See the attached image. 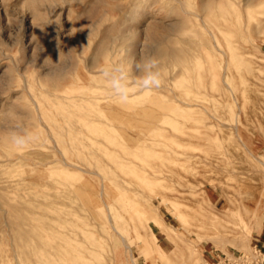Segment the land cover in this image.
<instances>
[{
  "label": "rangeland",
  "instance_id": "obj_1",
  "mask_svg": "<svg viewBox=\"0 0 264 264\" xmlns=\"http://www.w3.org/2000/svg\"><path fill=\"white\" fill-rule=\"evenodd\" d=\"M181 49L188 67L161 53ZM145 59L161 85L139 92ZM117 64L123 80L104 75ZM112 80L133 88L130 103ZM241 141L264 161V0H0V264L45 256L38 235L83 264L262 247L264 164L255 188ZM244 227L248 250L234 246Z\"/></svg>",
  "mask_w": 264,
  "mask_h": 264
},
{
  "label": "bare ground",
  "instance_id": "obj_2",
  "mask_svg": "<svg viewBox=\"0 0 264 264\" xmlns=\"http://www.w3.org/2000/svg\"><path fill=\"white\" fill-rule=\"evenodd\" d=\"M212 3V4H211ZM210 3V5H208L209 8H212L214 7V1H212ZM230 3V2H229ZM218 10L220 9V7H217ZM261 8V7H260ZM224 9V8H223ZM221 10V9H220ZM206 11V9H205ZM250 11V10H249ZM257 11V10H256ZM232 12V10H231ZM253 13V12H252ZM248 17V16H247ZM230 19V18H229ZM248 20V19H247ZM254 23V22H253ZM251 35V34H250ZM217 43V42H216ZM197 46V45H196ZM199 48V47H198ZM162 54L164 53V55H169L171 56L172 58H174L176 61L180 62V64H182L183 66L185 67H188L189 65V56H190V53L187 49H181V50H165V51H162L161 52ZM160 53V54H161ZM161 54V55H162ZM207 58V57H206ZM229 61V60H228ZM174 62V61H173ZM262 63V62H261ZM226 68V69H225ZM227 70V67L224 66V72H223V76H222V82H223V85H227L226 83V77H227V73L225 72ZM53 71V70H52ZM261 73V72H260ZM259 75V74H258ZM261 75V74H260ZM247 76V75H246ZM261 77H263L261 75ZM258 78V77H257ZM240 80V79H239ZM249 80H251V78H249ZM252 81H253V78H252ZM241 82V81H240ZM257 83V82H255ZM259 83V82H258ZM245 84V83H244ZM260 85V84H259ZM202 86V85H201ZM58 88V86H57ZM203 89V88H202ZM229 89V88H228ZM95 90V89H94ZM98 92V91H96ZM213 92V91H212ZM210 93V92H209ZM215 93V92H214ZM212 94V93H211ZM216 95V94H215ZM241 95V94H240ZM244 95V93H243ZM261 96V95H260ZM255 97V96H254ZM258 97V96H257ZM242 98V96H241ZM256 98V97H255ZM257 99V98H256ZM197 101V100H196ZM200 101V100H199ZM214 102V101H213ZM203 103V102H202ZM85 104V103H84ZM216 104V103H215ZM256 105V103H255ZM218 106V105H217ZM200 108L201 106L197 105L195 106V108ZM221 107V106H220ZM202 108V107H201ZM254 108V107H253ZM252 109V108H251ZM215 110V109H214ZM202 113V112H201ZM217 113V112H216ZM222 113V112H221ZM252 113V112H251ZM250 113V114H251ZM260 113V112H259ZM253 114V113H252ZM255 115V113H254ZM253 115V116H254ZM202 116V115H201ZM164 117V116H163ZM221 117V116H220ZM203 118V117H202ZM213 119L217 120L218 121V118L215 117V116H212ZM255 119V118H254ZM246 122V120H245ZM206 129H211L210 127L212 128H219L217 127L216 125H214L213 123H206L205 125ZM242 127V126H241ZM229 128V127H228ZM244 128V126H243ZM249 128V127H248ZM230 129V128H229ZM247 129V128H246ZM240 131V129H238V127L235 126L234 128V131L237 133V131ZM248 131V130H247ZM216 132V131H215ZM242 132V131H241ZM250 132V131H249ZM196 136H198V134L200 133L199 131L196 132ZM239 134V133H238ZM228 135V134H226ZM240 135V134H239ZM242 135V134H241ZM236 136V134H235ZM209 137V134H208V131L203 135V138H205L206 140L208 139ZM237 137V136H236ZM222 138V137H221ZM227 138V137H226ZM250 140V139H249ZM228 141H231V140H228ZM255 143V142H254ZM234 145V144H233ZM235 147V146H234ZM240 147H241V153L243 156H240V157H246L247 159H251V161L248 163H246L244 166L242 165H234V167H242V168H239V170L241 169L242 170H248L251 172V179H256L258 178L257 176L260 177V172H259V168H260V165H263L264 164V161L261 160L260 158V155H258L257 153H255L250 147L251 146H248L245 142L241 141V144H240ZM239 150V149H238ZM239 153V152H238ZM260 154V153H259ZM240 155V154H239ZM246 159V160H247ZM245 160V161H246ZM244 161V162H245ZM242 174H245L244 172H242ZM261 179V178H260ZM257 180V179H256ZM263 180H264V175H263ZM257 181L253 180V184H251L252 186H255L256 188V185H257ZM119 184V183H118ZM258 187V186H257ZM104 195V188L102 186L101 188V196ZM208 199L211 201V199L208 197ZM253 204V207H250V209L247 210V213H249V221H251V225L252 224H257L258 222V218H259V214H258V207L260 205L259 202L255 201V202H252ZM109 220H111V216L109 217ZM21 232V231H20ZM35 232V231H34ZM250 232H251V229H249V227H244L242 228V232H241V235L236 237L235 238V242H234V246L236 248H240V249H244V250H248L250 248ZM22 233V232H21ZM36 234V233H35ZM76 235H79L78 232ZM33 237L34 236V233L32 235ZM80 236V235H79ZM73 237V236H72ZM37 238V237H36ZM220 244H222V242H219ZM38 247L39 248H42V249H48L47 250V254L45 256H40V255H37L38 258L35 259L34 261V264H55L58 260L62 259L63 257H69L67 260V263L65 264H83L82 263V260L80 258V252L78 250H75V246L74 248H72L70 245H63L62 243L61 244H56V245H52L51 247L49 246L48 243L44 242L42 239H41V236L38 235ZM75 252L74 254L72 252Z\"/></svg>",
  "mask_w": 264,
  "mask_h": 264
},
{
  "label": "clouds",
  "instance_id": "obj_3",
  "mask_svg": "<svg viewBox=\"0 0 264 264\" xmlns=\"http://www.w3.org/2000/svg\"><path fill=\"white\" fill-rule=\"evenodd\" d=\"M126 65L117 64L111 70L105 69L104 75L109 76L112 71L121 73L120 79H125ZM137 71L142 73L139 83L136 85V91L150 92L154 88L161 85L160 67L155 59H145L137 66ZM113 94L119 98L121 103L128 104L131 102V97L134 95V90L127 83L121 84L119 80H112ZM32 139V138H31ZM31 139H25L19 136H13V143L18 148H25L29 145Z\"/></svg>",
  "mask_w": 264,
  "mask_h": 264
},
{
  "label": "built area",
  "instance_id": "obj_4",
  "mask_svg": "<svg viewBox=\"0 0 264 264\" xmlns=\"http://www.w3.org/2000/svg\"><path fill=\"white\" fill-rule=\"evenodd\" d=\"M205 264H264V250L255 247L250 253L213 248L206 252Z\"/></svg>",
  "mask_w": 264,
  "mask_h": 264
},
{
  "label": "crops",
  "instance_id": "obj_5",
  "mask_svg": "<svg viewBox=\"0 0 264 264\" xmlns=\"http://www.w3.org/2000/svg\"><path fill=\"white\" fill-rule=\"evenodd\" d=\"M262 248H263V250H264V245H262Z\"/></svg>",
  "mask_w": 264,
  "mask_h": 264
}]
</instances>
